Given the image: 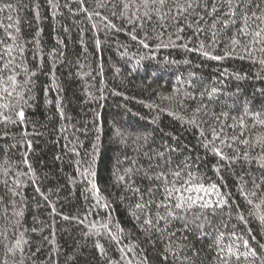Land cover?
Returning <instances> with one entry per match:
<instances>
[{
	"label": "trees",
	"instance_id": "obj_1",
	"mask_svg": "<svg viewBox=\"0 0 264 264\" xmlns=\"http://www.w3.org/2000/svg\"><path fill=\"white\" fill-rule=\"evenodd\" d=\"M100 2L0 0V69L14 58L11 74L23 85L15 111H24L23 121L15 111L14 123L0 117V264H264V224L245 198L264 197V53L226 48L239 21L225 32L206 18L196 34L194 14L173 8L177 19L134 24L120 0ZM176 170L209 188L214 210H204L200 228L191 223L198 208L186 214L188 231L184 221L156 220L164 214L156 177ZM131 188L145 201L152 189L156 204L137 209Z\"/></svg>",
	"mask_w": 264,
	"mask_h": 264
},
{
	"label": "snow or ice",
	"instance_id": "obj_2",
	"mask_svg": "<svg viewBox=\"0 0 264 264\" xmlns=\"http://www.w3.org/2000/svg\"><path fill=\"white\" fill-rule=\"evenodd\" d=\"M78 2L83 5L85 0H78ZM109 3H111V0H109ZM120 5L123 9L121 15H128L130 20L132 19V16L136 17V20L132 21L134 24L139 20L150 21L153 15L157 16L160 20H164L166 16L171 17L172 19H177V16L183 15L184 13H188L189 15L194 14L198 17L196 20L197 27L194 30L196 34L204 31V28L200 27V20H205L207 22V19H211L212 23L209 26L211 29H215L217 23H219L225 32H227L230 26H236L239 21L240 26L236 27V33L229 38L230 43L226 45V48H228L230 52L235 53L238 47L249 57H251L253 51L256 50L264 53V0H259V2H256V0H211V2H209V0H120ZM97 6L105 7L106 5L103 3V0H101ZM6 7L11 9L12 5H7ZM173 8H175L177 16H172ZM132 9H135V11L130 12ZM141 9L143 10L142 12ZM0 11H3V8H0ZM83 11L87 13L88 9L84 8ZM94 14L98 15V13ZM115 14L116 13L113 12V15ZM88 18L91 19V16ZM8 19L11 20L12 17L9 16ZM95 26L96 25H93V27ZM140 26L143 27V24ZM188 27L191 28L192 25L189 24ZM182 30L183 29H181V31ZM212 38V44L213 47H215L218 38L216 31L212 32ZM132 39L135 40L136 36H132ZM96 43L99 44V41L97 40ZM141 43L144 44L145 47L148 46L144 41H141ZM21 51L23 50L21 49ZM6 52L10 54L12 52V47L6 46ZM201 54L213 60L222 59L220 56L211 55L208 51H202ZM0 59H2V57H0ZM13 60L14 58L4 62L3 69H0V99L3 101L0 102V108L9 110L8 115H5L4 112H0V117L3 118V122L5 123L15 122L12 120V114L13 111L17 109L19 100H16L13 93L23 86L22 84H19L16 77L11 74ZM260 62L264 64V59ZM6 72L8 74L5 78ZM20 98L22 99L23 97L21 96ZM13 101H15V103ZM197 111H199V109ZM15 114L20 117L21 121H23L24 111L22 109L15 111ZM227 115L228 113L221 112L217 119L220 117H226ZM259 122L264 124V120ZM189 123L198 126L195 117H193ZM240 127H245L243 117L240 118ZM222 131L223 129H221V132ZM212 132L214 140H222V137L216 133L215 129H213ZM241 135H243V132H241ZM243 143L248 145L249 141L244 140ZM261 143L262 139L258 137L257 144ZM211 150L223 160H229L231 162L233 159L232 157L225 156L222 150L216 147L214 143H212ZM262 151H264V148H262ZM244 158L248 159L247 156ZM237 159L239 158L237 157ZM258 163L261 168H264V157L258 158ZM185 175L187 176L186 180L184 179ZM171 176L172 179H169L168 176L162 172L156 177L157 180L161 181V186L163 187V193L161 194L163 198L160 199L158 207L164 210L163 215L157 210L156 220H164L166 223L170 220L177 219L184 221V230L188 231L190 229L187 227L189 222L186 220V214L192 212L193 209L198 208L201 212L199 215L193 213V220L191 223H195L197 228L202 227V222L196 223V221L200 220V217L204 215V210L209 208H213L214 210L213 204L205 199L209 194V188L205 187L202 183H199L198 179L194 177L191 172L182 173L181 171L176 170L171 173ZM121 179H123V177ZM178 183L180 184L179 187H177ZM95 188L96 185L93 184V189ZM211 189L215 191L216 185L213 184ZM130 190L134 195L140 197V202L136 204L137 209L144 210L149 205L156 204L157 202L156 192L152 189L147 190L146 194L149 196V199L146 201L144 200L145 193H141L139 188H131ZM251 195L255 196L256 193L252 192ZM245 198L248 200V204L252 205L254 214L257 216L260 223L264 224V212H262V209H264V197L260 199L258 204H254L251 199H248L247 195ZM97 199L100 198L97 197ZM225 203H227L226 200H221L217 202V205L222 206ZM238 218L242 222L246 220L244 215L238 214ZM65 219L69 218L65 217ZM145 223L152 226L153 221L152 219H146ZM104 227L108 226L104 225ZM118 231L122 232V229H118ZM161 231H166V229H161ZM171 235L174 236L175 232ZM110 238L112 240H117L116 236H111ZM200 238H203V234H200ZM237 239L242 240V237H237ZM20 243L21 241L17 240L16 246L19 247ZM243 244L245 247L249 246L248 241L246 240H243ZM97 247L101 248V254H104L103 248L100 245H97ZM167 250L171 251V248L169 247ZM8 251L14 253V249H9ZM228 253L230 255H236L231 246L228 247ZM251 254L255 255V252L253 251ZM244 255L247 256L248 253H244ZM237 259H239L238 255ZM4 264H8L7 260L4 261Z\"/></svg>",
	"mask_w": 264,
	"mask_h": 264
}]
</instances>
